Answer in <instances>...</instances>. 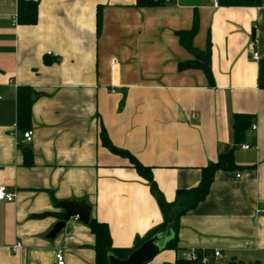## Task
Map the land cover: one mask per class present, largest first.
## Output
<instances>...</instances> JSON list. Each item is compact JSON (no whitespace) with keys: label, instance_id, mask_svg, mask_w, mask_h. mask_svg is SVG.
I'll list each match as a JSON object with an SVG mask.
<instances>
[{"label":"crops","instance_id":"1","mask_svg":"<svg viewBox=\"0 0 264 264\" xmlns=\"http://www.w3.org/2000/svg\"><path fill=\"white\" fill-rule=\"evenodd\" d=\"M16 9L17 0H0V186L14 195L0 202V264H56L57 251L64 264H96L94 236L78 218L49 239L65 213L60 203L89 206V221L108 227L114 250L133 248L162 224L147 182L102 146L101 128L151 169L167 202L234 150L237 169L215 173L206 199L180 217L175 249L148 264L186 261L189 250L219 251V264H264V5L39 0L30 26L13 22ZM194 12L192 44L201 52L209 45L211 82L201 70H178L194 59L176 37L191 29ZM20 87L37 95L30 143L16 126ZM236 115L249 119L240 145ZM15 244L22 249L13 252Z\"/></svg>","mask_w":264,"mask_h":264},{"label":"trees","instance_id":"2","mask_svg":"<svg viewBox=\"0 0 264 264\" xmlns=\"http://www.w3.org/2000/svg\"><path fill=\"white\" fill-rule=\"evenodd\" d=\"M38 1L39 0H17L16 23L18 25H35L38 19ZM166 0H136V6L139 8H154L164 6ZM218 7L222 8H259L264 5V0H217ZM96 31L99 33L101 26V16L99 10L96 13ZM199 27V19L197 12H194L192 27L188 31H180L176 33L180 46L186 50L193 60L178 63V70L187 69L201 70L208 80L212 81L210 70V48L209 45L205 51L201 52L194 48L192 40L195 37ZM258 86L264 89V62L260 63ZM37 95L30 89L20 87L16 92V126L17 129L24 133L30 130L31 126V107ZM249 126L248 116L236 115L233 121V131L236 139V144L240 145L245 130ZM100 141L104 148L110 153L125 157L129 160L131 167L136 173L144 179L149 187L151 195L154 197L160 212L163 217L162 224L152 230L145 238L137 239L133 248L128 250H114L111 246L108 227L105 224L98 223L95 220H90L87 224L91 234L95 239L96 264H108V255H114L118 260H125L127 256L134 250L138 249L143 243L151 238L170 231L172 236L167 242L164 250L175 249L177 230L179 219L182 215L193 210L199 203L204 201L208 196L213 178L218 171H234L237 166L234 163L233 152L231 150L218 157L217 161L210 163L201 170L199 184L189 190L177 191L175 199L172 202H167L156 186L152 178L151 169L142 166L134 157L127 152L116 149L112 146L107 138L103 128L100 131ZM174 264H193L183 260H177ZM262 264V263H253Z\"/></svg>","mask_w":264,"mask_h":264},{"label":"water","instance_id":"3","mask_svg":"<svg viewBox=\"0 0 264 264\" xmlns=\"http://www.w3.org/2000/svg\"><path fill=\"white\" fill-rule=\"evenodd\" d=\"M254 38V31L252 32V39ZM59 207L64 210L61 216V221L57 223L51 233L49 239H55L56 236L64 229L66 222L72 218L84 224H88L90 219V207L84 202H68L60 203ZM169 230L166 233L157 235L150 240L143 243L138 249L132 251L125 260H118L114 255H108V264H148L150 263L161 251L164 250L167 242L169 241Z\"/></svg>","mask_w":264,"mask_h":264},{"label":"built area","instance_id":"4","mask_svg":"<svg viewBox=\"0 0 264 264\" xmlns=\"http://www.w3.org/2000/svg\"><path fill=\"white\" fill-rule=\"evenodd\" d=\"M209 2L212 4V6L217 7V0H209ZM13 22L16 23V17L13 19ZM252 59L257 61L258 60V54L253 53ZM253 129H256L255 126H253ZM22 141L25 143H30L32 140V131L28 130L22 133L21 135ZM243 150L250 149V146H242ZM240 176L237 174L236 178H239ZM14 200V195L8 194L3 186H0V202H12ZM264 212V210L262 211ZM22 249V246L20 244H15L12 247V251L16 252ZM222 258V254L219 251H214L211 254L203 253L198 250H189L186 255V261L193 264H219V261ZM55 262L56 264H64V256L62 251H57L55 254Z\"/></svg>","mask_w":264,"mask_h":264}]
</instances>
